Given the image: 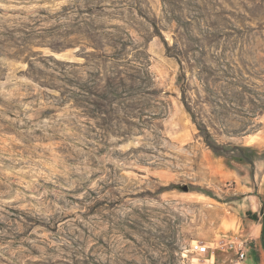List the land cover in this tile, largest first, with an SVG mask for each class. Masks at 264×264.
I'll list each match as a JSON object with an SVG mask.
<instances>
[{
  "label": "rangeland",
  "instance_id": "374dc122",
  "mask_svg": "<svg viewBox=\"0 0 264 264\" xmlns=\"http://www.w3.org/2000/svg\"><path fill=\"white\" fill-rule=\"evenodd\" d=\"M246 136L264 143V0H0V264H230L238 205L184 193L240 192L187 150L251 160ZM253 186L264 247L262 161Z\"/></svg>",
  "mask_w": 264,
  "mask_h": 264
},
{
  "label": "crops",
  "instance_id": "0c3cea01",
  "mask_svg": "<svg viewBox=\"0 0 264 264\" xmlns=\"http://www.w3.org/2000/svg\"><path fill=\"white\" fill-rule=\"evenodd\" d=\"M252 137L246 136L242 140V148L253 152L254 158L251 160H234L230 157H225L223 155L216 154L212 150L208 149L204 143H200L199 139L195 141L198 142V145L192 146L188 149V152H195L200 154L199 160L195 161L193 164H188V168L194 167L198 169L201 166L207 169L211 174V180L209 185L212 187H221L228 185V183H233V190H239V195L235 196L232 193H229L227 189L226 194L229 196H220L212 197L210 194L204 192H195V191H186L184 193V200H197L195 202H200L201 204L209 205L213 208L222 209L218 205H213V201L220 206H224L226 209H235V204L238 205L240 213L237 214L234 212H228V215L225 216V220L219 224V237L222 243V250L227 252V258L232 264L233 258L235 257L236 251L234 248L237 247L234 243V248H230L232 242L241 241L242 237L251 238L253 244L251 247H248V260L245 264H264V247L260 243V226L258 224H252L250 219H247L246 213L250 210V205L253 204L252 199L255 198L254 192V181L258 177V172L260 168V162H264V159L259 158V154H263L264 143L262 141L252 142ZM178 146L191 144L190 140L183 141V139L173 140ZM262 158H264L262 156ZM204 183V182H203ZM239 187L245 188L244 190L238 189ZM236 192V191H235ZM218 196V194H215ZM248 242V240H244ZM214 260V256H213ZM211 264H214V261L209 260Z\"/></svg>",
  "mask_w": 264,
  "mask_h": 264
},
{
  "label": "built area",
  "instance_id": "2783aa9c",
  "mask_svg": "<svg viewBox=\"0 0 264 264\" xmlns=\"http://www.w3.org/2000/svg\"><path fill=\"white\" fill-rule=\"evenodd\" d=\"M234 243H236L237 247L234 248ZM230 248H234L236 251L235 257L233 258L232 264H245L248 260V244L246 241L241 240L237 242H232L230 244ZM191 252L200 256H205L209 253L210 248L206 245H201L199 243H195L191 245Z\"/></svg>",
  "mask_w": 264,
  "mask_h": 264
},
{
  "label": "trees",
  "instance_id": "16d2710c",
  "mask_svg": "<svg viewBox=\"0 0 264 264\" xmlns=\"http://www.w3.org/2000/svg\"><path fill=\"white\" fill-rule=\"evenodd\" d=\"M207 142V145L216 153V154H219V155H223V153H219L220 152V147L216 144H212L209 140L206 141ZM246 216L250 219V220H254V221H257L258 218H257V215L256 214H253L252 212L248 211L246 213Z\"/></svg>",
  "mask_w": 264,
  "mask_h": 264
}]
</instances>
